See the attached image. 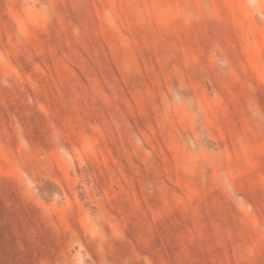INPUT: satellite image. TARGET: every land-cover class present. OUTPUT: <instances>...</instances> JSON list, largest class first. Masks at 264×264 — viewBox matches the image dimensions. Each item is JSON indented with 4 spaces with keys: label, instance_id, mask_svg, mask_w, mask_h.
Returning <instances> with one entry per match:
<instances>
[{
    "label": "rangeland",
    "instance_id": "1",
    "mask_svg": "<svg viewBox=\"0 0 264 264\" xmlns=\"http://www.w3.org/2000/svg\"><path fill=\"white\" fill-rule=\"evenodd\" d=\"M0 264H264V0H0Z\"/></svg>",
    "mask_w": 264,
    "mask_h": 264
}]
</instances>
